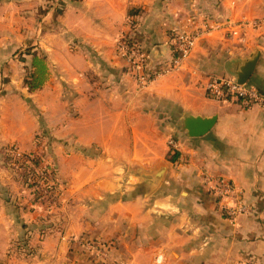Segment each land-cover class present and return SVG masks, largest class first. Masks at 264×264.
Segmentation results:
<instances>
[{
  "label": "crops",
  "instance_id": "0c3cea01",
  "mask_svg": "<svg viewBox=\"0 0 264 264\" xmlns=\"http://www.w3.org/2000/svg\"><path fill=\"white\" fill-rule=\"evenodd\" d=\"M201 30L188 61L144 90L118 55L133 40L156 72L176 34ZM256 52L247 85L264 98V0H0V157L43 153L63 188L46 211L0 164V250L27 232L43 240L27 264H67L84 236L116 247L107 264H264V107L207 91ZM35 54L47 73L30 93ZM182 114L217 122L190 138ZM206 176L251 212L231 221L234 202L210 195Z\"/></svg>",
  "mask_w": 264,
  "mask_h": 264
},
{
  "label": "built area",
  "instance_id": "2783aa9c",
  "mask_svg": "<svg viewBox=\"0 0 264 264\" xmlns=\"http://www.w3.org/2000/svg\"><path fill=\"white\" fill-rule=\"evenodd\" d=\"M232 27L231 25L228 28ZM204 34L201 32L180 33L173 37L172 45L175 56H173L168 63H165L158 71L152 73L148 56L143 51L141 46L133 41L123 38L118 45V55L127 59L129 66L132 68V74L137 82L139 90L148 88L152 83L160 78L172 73L174 70L185 62L192 54L197 40ZM207 91L212 99L219 101H229L231 99L243 100L252 104H259L264 107V98L252 87L248 85H238L236 79L222 78L213 79L207 84ZM173 145V143H171ZM12 155L17 164H31L34 160L33 155H23L17 148H14ZM44 183L55 182L54 178L49 177V172L39 171L37 173ZM204 186L208 193L215 197L220 202H234L228 204L223 208V212L231 221H235L239 216L251 212V209L239 201L238 193L233 184L223 178L206 176L204 179ZM52 199H55L52 197ZM244 264V263H242Z\"/></svg>",
  "mask_w": 264,
  "mask_h": 264
},
{
  "label": "rangeland",
  "instance_id": "374dc122",
  "mask_svg": "<svg viewBox=\"0 0 264 264\" xmlns=\"http://www.w3.org/2000/svg\"><path fill=\"white\" fill-rule=\"evenodd\" d=\"M188 59L183 62L179 67H182L188 61ZM164 64H162L161 66H163ZM151 72L154 73V71L152 70ZM26 74L27 73H25L24 75V80L26 78ZM213 79H210V81ZM210 81H208V83ZM5 160L6 157L1 154L0 164H4L7 166V164H5ZM14 160H12V162L10 163V167H12V170L16 175L15 179H17V182L19 181L21 183L22 188L24 187L25 190H29L32 199H30V197H27V199L29 200L28 202L32 201V203L36 202V204H42L46 211L47 209H52L54 210V214H56L55 212L58 210V207L61 203L60 197L62 195L63 188H61V186L55 180L54 170H52L53 168L49 169L47 166L43 165L42 168L35 170L31 175H28L27 178H25L24 166L29 164L27 163L23 164L22 166H19V164H17L18 161ZM39 171H48L49 177H51V179L54 178L55 182H52L51 185H48V183H44V181L47 180H42L41 178L43 177H39V175H37ZM52 197L55 199H52ZM53 224L57 225L58 227L60 225V222L56 220V222H54ZM2 234L4 233L0 232V235ZM24 234L25 235L18 239L16 242L13 241L6 251L0 250V264H27V261H30L34 259V257L39 256V249L42 247L41 244L43 241L41 238L42 234H39V236L37 235V237L33 239H31L32 236L29 237V234H27V232H25ZM86 237L87 236L81 237L71 244L73 245V247H70L69 252L70 254H72V257L67 262V264H75V258L79 260L81 264H107V262L112 259L113 250H116V247L113 245L112 248H110V244L101 243L97 239H93L92 236L88 238ZM0 238H3V236ZM23 239L26 241L25 244L21 243Z\"/></svg>",
  "mask_w": 264,
  "mask_h": 264
},
{
  "label": "water",
  "instance_id": "95a60500",
  "mask_svg": "<svg viewBox=\"0 0 264 264\" xmlns=\"http://www.w3.org/2000/svg\"><path fill=\"white\" fill-rule=\"evenodd\" d=\"M9 2L10 0H4ZM161 51V50H160ZM157 52V51H156ZM260 58V53L256 52L250 58L240 62L233 63L229 67V73L235 77L236 83L238 85H247L254 73L257 66L258 60ZM217 122V117L203 118L200 116H192L190 114H182L181 118V128L186 131L190 138H201L210 133L215 127ZM166 168L161 167L156 176V180L160 183L165 175Z\"/></svg>",
  "mask_w": 264,
  "mask_h": 264
},
{
  "label": "trees",
  "instance_id": "16d2710c",
  "mask_svg": "<svg viewBox=\"0 0 264 264\" xmlns=\"http://www.w3.org/2000/svg\"><path fill=\"white\" fill-rule=\"evenodd\" d=\"M46 58L43 56H37V54L34 55V59L32 62V69L29 68L26 70V78L24 80V84L28 88L30 93H35L37 91L42 90L45 80H46ZM41 138V137H40ZM40 138L36 139V143L39 146H42V143L40 141ZM3 156L6 157V162L8 166H10V163L12 162L13 157H11L6 152L1 153ZM178 154H175L172 160H175L177 158ZM43 153L41 155H35L34 160L31 164L24 166V175L25 178H27L28 175H31L35 170L43 167ZM21 243H26V241L23 239Z\"/></svg>",
  "mask_w": 264,
  "mask_h": 264
}]
</instances>
